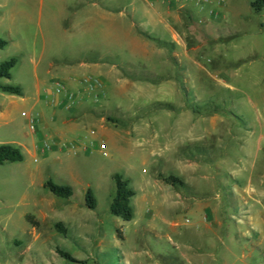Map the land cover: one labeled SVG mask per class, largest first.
<instances>
[{"label":"rangeland","instance_id":"obj_1","mask_svg":"<svg viewBox=\"0 0 264 264\" xmlns=\"http://www.w3.org/2000/svg\"><path fill=\"white\" fill-rule=\"evenodd\" d=\"M116 1L0 0V43H6L0 48V66L16 61L11 80L0 79V85L18 87L23 94L3 97L0 92V146L14 145L24 153L23 163L0 166V264H71L57 250L77 264H123L122 255L131 256L140 242L159 255L163 245L172 252L178 246L183 253L203 245L212 256L234 261L233 254L236 259L242 254L238 243L249 242L248 229L229 218L219 219L222 225L215 218L207 221L204 206L195 200L204 199V182L227 183V173L235 180H252L251 197H261L254 207L247 199L232 202V210L238 214L250 208L263 213L264 220V10L255 13L251 0H207L201 9L189 0L182 9L189 15L187 27L176 14L162 16L155 30L143 26L150 48L136 49L129 41L105 36L111 19L121 21L120 14H129ZM160 7L166 8L158 2L153 10ZM175 52L183 64L175 61ZM99 60L120 78L109 80L107 89L98 86V91L83 94L91 75L79 65ZM98 78L93 75L94 83ZM57 83L73 101L63 102L57 95L58 103H50ZM213 99L222 110L221 150L228 154L225 162L220 160L225 168L220 180L216 166L171 163L208 160L194 150L198 145L173 154L178 143L200 129L190 118L215 115L206 111ZM74 109L89 115L70 122L79 115ZM30 113L40 140L32 139L29 120L23 117ZM32 140L55 141L57 146L36 161L20 147L30 149ZM206 149L216 155L211 144ZM115 175L136 192L131 223L110 213ZM169 177L181 183L164 182ZM48 181L71 188L74 197H53L44 189ZM186 183L199 194L182 190L180 184ZM248 189L242 182V190ZM89 190L95 210L85 201ZM216 191L215 197L220 195ZM178 193L194 198L189 209L176 205ZM145 214L150 217L143 218ZM28 217L41 224L35 235H26ZM58 224L65 236L57 231Z\"/></svg>","mask_w":264,"mask_h":264},{"label":"crops","instance_id":"obj_2","mask_svg":"<svg viewBox=\"0 0 264 264\" xmlns=\"http://www.w3.org/2000/svg\"><path fill=\"white\" fill-rule=\"evenodd\" d=\"M189 0H142L141 3L139 2H129V0H117L115 3L117 4L118 8H121V12H129V14H120L124 17L121 21H116L114 19L110 20V25L108 29L104 32L105 36L109 35L114 37L115 41H119L120 39L129 41L136 45V49L138 47H141L143 49H149L150 48V42L151 39L149 35L145 33V30L143 29L144 25H148L150 28L155 30V25L157 23L156 19H160L162 16H171L172 14L178 15L177 21L181 24L187 27V20L189 19V15L186 12H182V9L185 8L184 5ZM207 1V0H205ZM162 3V5H165L166 8L160 7L159 9L153 10L155 3ZM206 3V2H205ZM108 10V9H106ZM177 10L180 12H177ZM185 11V9H183ZM110 15V13H109ZM107 15L104 16L105 20H108ZM264 20V17H263ZM176 41H178L176 39ZM175 51V50H174ZM147 52H145V55ZM187 54V53H186ZM187 57V56H186ZM174 59L179 64H183L181 61V56L175 52ZM88 63V64H87ZM86 64H80L79 67L85 73L91 75L88 78L85 79V84L89 85V89L87 91H84L83 94H91L92 92H96L99 90V87H104V89H107L110 82L109 80L113 79L117 76L120 78V74L113 70H106L107 65L104 64L103 61H90ZM189 64V63H188ZM191 64L194 66H197V63L194 61ZM181 68V67H180ZM116 71V72H114ZM11 75V74H10ZM93 75L99 76L98 79H96V82L92 80ZM107 79V80H106ZM118 79V78H117ZM58 84V83H57ZM2 86V85H0ZM99 86V87H98ZM1 92V91H0ZM2 93V92H1ZM5 97L12 95L4 94ZM39 96V92H38ZM19 98V97H18ZM6 99V98H5ZM12 101V100H8ZM11 103V102H10ZM73 110V109H71ZM75 111L77 109H74ZM79 115L74 117V120H69L70 122H75L77 118L79 121L84 120L88 117L87 112H78ZM222 116L223 114H215L212 117L209 118H200L197 120V118H190L191 123L193 124L195 119V122L198 124V127L200 126V129H198L196 136L188 137L185 141L182 140L181 143H178L176 146V153L173 154L176 156L178 151L186 147V145L190 146L192 145H198L200 149H202V153L200 154L202 157H208V160H201V163H196L193 161L192 163H188L187 159L184 158L183 160H173L171 161L170 158H168L171 163L180 165V166H190L191 164H197L198 166H206V167H214L216 166V171L219 174L217 176V179H221L222 173H224L222 170L225 168H222L223 166H220V162L223 160L225 162L226 158H228V154H226L225 151L222 152L221 145L223 144L222 139L220 137L221 135V125H222ZM44 118V117H43ZM42 122H44L42 120ZM68 122V120H67ZM201 125H200V124ZM24 133V139L30 140V134L27 135L26 131H23ZM91 135L94 136L95 132L91 131ZM38 139L42 137V134L38 132L37 134ZM172 138H175L174 136ZM36 139V138H32ZM40 140V139H39ZM34 140L31 142V146L33 144ZM209 144L212 145L213 155L211 156L210 153H208L206 147L209 146ZM8 145V144H7ZM14 146V145H11ZM21 146V145H20ZM16 147V146H14ZM27 148L28 146H25ZM30 147V146H29ZM216 149V152H215ZM22 152V151H21ZM24 155V153L22 152ZM223 155V156H222ZM222 157L224 159H222ZM221 160V161H220ZM227 165V164H225ZM229 170L227 169V172ZM226 174V173H225ZM231 174V173H230ZM230 174H226L228 176L227 180L229 181L227 183H221L217 182L218 184L212 185L209 182H204L203 184H206V191L202 194L204 199H195L197 202H200L201 205L204 206V211L207 213V221L210 219H216V224L222 225L219 219H228L229 220H237L236 226L240 228L241 226L246 227L248 229L247 236L245 237V240L248 242L247 244L238 243V247L241 249V258L236 259V255L233 254L234 261H228L220 259L216 256H212L209 251H207L208 248H204L203 245L200 246H189L186 248V252L183 253L178 246H171L174 248V251L168 249L166 250L165 245L164 246V254L159 255L156 254L154 251L156 249L153 248L150 244H144V243H138L136 249L133 250L132 255L124 256L123 258V264H194L195 262H199L200 264H264V220H263V213L258 211H252L247 208H244L239 211L237 214L236 210H232L233 207H231L230 204L232 202H245L247 200H251V202L254 203L252 207L257 205H260L261 203V197L258 195H255L251 197L252 191V180H235L234 177L232 178ZM231 177V179L229 178ZM226 178V177H225ZM242 182L248 186L247 190H242ZM263 182H260V185L262 186ZM182 190H186L190 195H198V189L195 188L194 185H190V183L182 184L181 185ZM215 190L216 192L220 193V195H216L215 197ZM250 193V194H249ZM201 197V196H200ZM260 201H259V200ZM194 198L191 196L190 198H186L180 193H178V198L175 201L176 205L180 203L183 207H186V209H189L191 201H193ZM194 202V201H193ZM174 203V204H175ZM223 204H226L228 206L229 210L225 213ZM246 204V203H245ZM134 209V207H133ZM149 215L145 214L143 218H148ZM220 217V218H219ZM222 221V220H221ZM28 224V223H27ZM29 226V230L27 231L26 235H35L36 229ZM154 236L158 241H161L162 235L158 232H153ZM251 235V239H249V236ZM258 236L254 241L252 239L253 236ZM257 240V241H256ZM15 242V241H14ZM242 243V244H241ZM245 252V253H244ZM247 252V253H246ZM258 254V258L255 256ZM206 260V261H205Z\"/></svg>","mask_w":264,"mask_h":264},{"label":"trees","instance_id":"obj_3","mask_svg":"<svg viewBox=\"0 0 264 264\" xmlns=\"http://www.w3.org/2000/svg\"><path fill=\"white\" fill-rule=\"evenodd\" d=\"M251 8L257 14H261L264 10V0H251ZM6 43H0V48H4ZM16 67V61L12 60L10 62L4 63L0 66V79L11 80V71ZM135 79L139 80V77ZM0 91L4 94L12 95L15 97H22V91L18 87L12 86H0ZM209 104L212 108L210 110L206 109L208 113H221V107L216 103L218 100H214ZM169 108V106H167ZM165 106V109H167ZM151 113V112H150ZM222 114V113H221ZM140 118V114L137 117H134L133 122L138 121ZM141 119V118H140ZM111 120H109L110 122ZM132 121V120H131ZM197 154L200 151L202 153V149L195 148ZM203 154V153H202ZM24 161V155L22 152L11 145H2L0 146V166L4 167L8 164H21ZM113 182L115 186V192L112 198V204L110 207V213L112 217L123 221L124 223H131L134 219V210L132 207V202L136 197V192L131 189L129 181L125 180L123 177L119 175H115L113 177ZM164 182L170 183L172 186L179 184L178 180L169 177L168 179L164 180ZM182 185V184H180ZM44 189L47 190L53 197L60 199V200H71L74 197V192L71 188L66 186H59L53 183L52 181H48ZM85 201L87 206L91 210L96 209V200L91 190L87 191L85 195ZM28 225L33 227L34 229L38 230L40 227V222H37L32 217H28L27 219ZM57 231L62 234L66 235V231L64 230L63 226L58 224L56 226ZM58 255L65 261H68L71 264H77V262L69 255L60 250H57Z\"/></svg>","mask_w":264,"mask_h":264},{"label":"built area","instance_id":"obj_4","mask_svg":"<svg viewBox=\"0 0 264 264\" xmlns=\"http://www.w3.org/2000/svg\"><path fill=\"white\" fill-rule=\"evenodd\" d=\"M205 2H206L205 0H195L196 7L198 9H201L203 7V5L205 4ZM60 87H61V85L57 84L55 86V88L53 89V92L56 95L52 97V100L50 102L52 105H56L58 103V101L56 99L57 95H61V100L63 102L73 101V97H71L70 95H67L66 93L62 94V92L60 90ZM23 117L27 118L29 120V126H30V129H31V136L36 138L35 136L37 134V129H36L35 125L37 123L34 120H32L31 113L30 114H24ZM55 146H57V143L55 141H53L52 144H50L47 141H43L41 143H36L34 141L30 149L29 148H25L23 146H20V147L23 148L28 153V155L30 157H32L34 160L37 161L38 157L43 156V155H47V153H53L55 148H56ZM101 150L102 151L105 150V145L101 146Z\"/></svg>","mask_w":264,"mask_h":264}]
</instances>
